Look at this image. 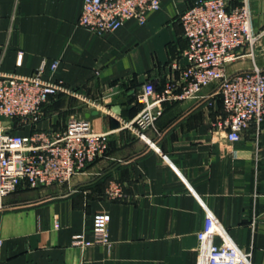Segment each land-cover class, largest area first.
<instances>
[{
  "label": "crops",
  "instance_id": "crops-1",
  "mask_svg": "<svg viewBox=\"0 0 264 264\" xmlns=\"http://www.w3.org/2000/svg\"><path fill=\"white\" fill-rule=\"evenodd\" d=\"M82 1L0 0V72L27 76L42 67L44 79L59 80L74 93L51 98L36 128L56 133L75 116L87 119L93 132L108 133L104 155L69 183L20 185L1 200L0 264H195L204 207L250 253V264H264V120L229 143L214 126L224 112L209 86L197 100L161 103L154 129L146 133L157 150L122 128V120L140 111L135 93L146 81L156 94L168 82L179 93V72L169 70L173 59L185 65L178 17L198 0H160L143 24L128 19L102 36L77 25ZM239 4L230 1L231 7ZM250 11L258 32L264 0H250ZM253 64L264 70V39L252 57L226 70ZM92 111L98 115L86 118ZM32 131L11 122L12 134ZM111 182L121 185V199L105 196ZM98 212L110 217V245H72L76 235L92 240Z\"/></svg>",
  "mask_w": 264,
  "mask_h": 264
},
{
  "label": "built area",
  "instance_id": "built-area-1",
  "mask_svg": "<svg viewBox=\"0 0 264 264\" xmlns=\"http://www.w3.org/2000/svg\"><path fill=\"white\" fill-rule=\"evenodd\" d=\"M230 1L198 0L179 15L186 41L181 51L185 65L173 59L169 66L171 73L179 72V93L175 94L176 86L168 82L156 94L154 84L146 81L135 93L140 111L130 121L122 120V128L157 150L146 133L154 129L161 103L168 98L197 100L209 86L215 87L224 112L214 126L225 133L229 143L239 141L249 125L259 127L264 120V70L254 64L233 73L226 68L243 56H253L264 39V28L253 32L250 0H240L232 7ZM159 7L160 0H83L77 25L102 36L116 31L128 19L143 24L146 14ZM56 67L57 62H53L50 68L54 71ZM42 72V67L27 76L0 72V203L20 185L38 189L69 183L108 147V133L93 132L87 119L70 117L65 128L56 133L36 128L51 98L74 94L61 81L44 79ZM14 120L29 124L33 131L27 136L12 134ZM105 196L121 199V185L109 183ZM204 212L203 227L196 233L195 264H250V253L238 248L206 207ZM109 220L107 213H96L92 240L76 235L72 245L81 249L109 246Z\"/></svg>",
  "mask_w": 264,
  "mask_h": 264
},
{
  "label": "water",
  "instance_id": "water-1",
  "mask_svg": "<svg viewBox=\"0 0 264 264\" xmlns=\"http://www.w3.org/2000/svg\"><path fill=\"white\" fill-rule=\"evenodd\" d=\"M98 115L97 111H92L90 113H88L87 115H85L86 118H88L89 116H95ZM111 123L113 128H117L118 127V121L115 118H111Z\"/></svg>",
  "mask_w": 264,
  "mask_h": 264
}]
</instances>
